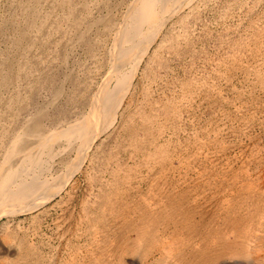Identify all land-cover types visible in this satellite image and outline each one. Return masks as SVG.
Segmentation results:
<instances>
[{
    "label": "rangeland",
    "instance_id": "rangeland-1",
    "mask_svg": "<svg viewBox=\"0 0 264 264\" xmlns=\"http://www.w3.org/2000/svg\"><path fill=\"white\" fill-rule=\"evenodd\" d=\"M135 2L0 0V177L71 171L81 139L58 134ZM180 3L59 193L0 215V264H264V0Z\"/></svg>",
    "mask_w": 264,
    "mask_h": 264
},
{
    "label": "bare ground",
    "instance_id": "bare-ground-1",
    "mask_svg": "<svg viewBox=\"0 0 264 264\" xmlns=\"http://www.w3.org/2000/svg\"><path fill=\"white\" fill-rule=\"evenodd\" d=\"M135 1L131 6V11L129 10V15L126 18L124 17L119 29L120 32L118 31L119 34L116 35L111 55V67L109 65L110 68L106 78L93 96L90 111L84 119L81 118L83 120L71 126L68 125L69 127L67 126L68 128L64 131L61 130L59 134L57 133L59 136H68V138L73 136L75 138L76 136V138L81 139L78 153L79 159L68 174L62 175V178L60 176L55 178L58 181L62 180L60 185L58 183H61V181L57 182L52 177L47 176L42 179V173L47 169V160L50 159L46 160L42 156L36 159H24V163H19L18 168L0 177V215L15 214L17 207H19V211L32 210L37 205V200L31 201L32 203L27 202L46 190L50 194L48 198L53 197L57 192L59 193L65 182L71 178L73 172L81 165L82 158L86 155L95 135L105 131L106 128L113 124L112 121H114L118 108H120L119 106L132 84L140 60L147 53L157 35H159L161 28L164 27L173 14L179 12L183 6L180 2L185 3L190 0ZM52 144H54V137L44 135L38 146L44 150H50ZM11 145L10 149H7L6 157L3 158L6 164L15 155L16 142ZM42 153L46 154L43 151ZM30 160L31 162H29ZM29 164L31 165L30 168L28 167Z\"/></svg>",
    "mask_w": 264,
    "mask_h": 264
}]
</instances>
